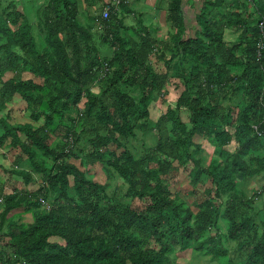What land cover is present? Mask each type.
Instances as JSON below:
<instances>
[{
  "label": "trees",
  "instance_id": "1",
  "mask_svg": "<svg viewBox=\"0 0 264 264\" xmlns=\"http://www.w3.org/2000/svg\"><path fill=\"white\" fill-rule=\"evenodd\" d=\"M183 3L167 0L164 25L114 6L83 24L79 0L43 1L36 23L0 7V147L30 188L0 181V264H172L187 249L264 264V182L245 185L264 175V0H194L192 29ZM170 83L174 107L151 118ZM16 94L28 117L1 113ZM180 169L190 194L209 179L204 199L172 191Z\"/></svg>",
  "mask_w": 264,
  "mask_h": 264
},
{
  "label": "rangeland",
  "instance_id": "2",
  "mask_svg": "<svg viewBox=\"0 0 264 264\" xmlns=\"http://www.w3.org/2000/svg\"><path fill=\"white\" fill-rule=\"evenodd\" d=\"M38 1V0H37ZM37 1L35 0H25L23 2V5L25 6V9L28 10V7L31 5H36L39 6V4H37ZM41 2H45V0H40ZM38 1V2H40ZM0 7L3 6V0H0ZM36 2V3H35ZM121 2V0H120ZM137 4L138 2L134 3L133 1L129 2L126 6V4L122 3V6L120 7L122 8H126L127 9H131V11L135 12L138 11L136 13V16L139 17V9L137 8ZM96 5V4H95ZM151 6V5H150ZM104 7V6H103ZM34 8V6H33ZM101 8V4H97L95 6V10H99ZM145 8V7H144ZM142 8V9H144ZM146 8H149V5H147ZM93 9V10H94ZM92 7H91V11ZM151 11L152 9H148V11ZM91 11H87L84 12L83 14H79L78 19L81 23L83 24H87L89 23V17L87 15L91 14ZM143 15H144V11H142ZM37 12L33 11L30 12L31 16H28L29 20L33 23L37 22V19L35 18ZM119 18H121V16H123L121 19L123 20L124 24H134L136 22V19L132 18L130 14H128V12H121L119 15ZM135 16V17H136ZM85 17V18H84ZM87 17V18H86ZM136 17V18H137ZM36 19V20H35ZM34 32L36 33V27L34 28ZM96 32V31H95ZM95 38V42L100 46V51L102 52V54H107L109 52V50L107 49V45L103 44L101 42L100 39H97V36L95 34L94 36ZM12 75L11 72H7L4 75V78L10 77ZM26 75H30V74H26ZM37 80V79H36ZM181 90V85L179 86H175L174 84L170 83L165 90V93L163 96H161L160 98H158V100L156 101V103H153L150 107V112H151V118L155 119L159 114L163 113L166 110L167 106H171L174 107L175 105V99L177 97V95L179 94V91ZM9 104H13V110L12 113L14 115V117L16 118H20V117H28L27 115H24V111H23V105L24 102L21 101V99L18 100H14V102H10ZM5 113V112H2ZM180 117L183 121H187L188 118V111L185 108H181L180 110ZM149 143H151V138L147 139ZM202 144L205 147V149L207 150V152H209L212 147L210 146V144L206 141V139H202ZM96 168H99L98 165H95ZM12 176L14 178H16L17 176L12 174ZM185 176V172L180 169L177 170L172 178V191L173 192H178L181 196H184L187 200V202H198L201 201L202 199H204V188L209 184V179H205L202 183H198L197 185H195L194 187H192V189H194V193L190 194L188 192L189 189H191V186L189 184H186L187 179L184 177ZM98 180H100L101 182H106L109 183L108 186V192L112 193L113 190L115 192H121L123 191V187L118 186V184L120 182H122L119 178L116 179H107L106 175L104 173H99L97 175ZM20 179V178H19ZM245 185L247 186V188L251 187H259L263 182H264V175H258V176H254L251 178H247ZM18 184L16 182L12 183V187L17 186ZM36 187H38V184L36 185ZM133 204L135 206L140 205V202L137 201V199L133 200ZM254 207L258 208L262 206V201L261 198H256L253 201ZM263 216H264V210H263ZM226 245L228 247L231 248V250H234V242H226ZM229 254H231L232 252H228ZM177 257L174 259L172 264H218V261L216 259H213L210 254H204V253H199V252H195L192 251L190 249H187L185 251H178L176 253Z\"/></svg>",
  "mask_w": 264,
  "mask_h": 264
},
{
  "label": "crops",
  "instance_id": "3",
  "mask_svg": "<svg viewBox=\"0 0 264 264\" xmlns=\"http://www.w3.org/2000/svg\"><path fill=\"white\" fill-rule=\"evenodd\" d=\"M9 1L10 2L11 1L15 2L16 5H17V9L25 10L27 16H31L30 12H33V11L37 12V8H39V6L42 3L40 0H38L40 2H38L36 0L37 4H39V6L33 5L34 6V8H33V6L30 5L28 7V9H29V12H28V10L25 9V6L23 5V2L25 0H3V2H2L3 6H6V4ZM79 1H80V4H79L80 5L79 6L80 14H83L84 12H86L87 9H88V11H91V7H92V10H93L97 4H101V8L99 10L98 9L97 10H95V9L93 10L94 12L99 13L101 11V9H103L102 7L104 6V4L109 2V0H79ZM122 1H123V3L126 4V6L131 1H133L134 3L138 2L137 8L140 10L139 11V14H140L139 16L143 17L145 23H147L148 21L154 20V22H157V23L159 22V24L164 25L165 16H166V10H165L166 7L165 6L167 4V0H122ZM182 1L184 2L183 3L184 4V6H183L184 7V13L187 16V18H186L187 19V26H188L189 29H192L194 27L192 22H193V20L195 18L194 15H193L194 14V9L192 8V4H193L194 0H182ZM197 1H199V0H195V2H197ZM147 5H149V8H146ZM116 8H117V12H119L118 15L121 12H128V14H130L132 18L137 20L138 17L136 16V13L138 11L133 12V11H131V9H127V7L125 9L124 8L121 9L120 7H116ZM142 8H144V9H142ZM148 9H152V10L148 11ZM142 11H144V15L142 14L143 13ZM185 14H184V16H185ZM87 16L90 18L91 14H89ZM36 17H37V14H36L35 18ZM122 17L123 16H121V18ZM157 23H156V25H158ZM100 27L102 28L101 24L98 26V29ZM163 28H164V26L161 27L160 29H158L157 34L159 36H161L163 33H165V30ZM186 32L188 33L189 30H187ZM24 73H25L24 77H30V75H26V74H30V73H26V72H24ZM18 99H21V101H23L22 98L19 95L16 94V95L13 96V98L11 99L10 102L12 103V102H14V100H18ZM9 103H8L7 109L4 110L3 112H5V113L9 112V115L12 118L15 119L16 117H14V115L12 113L13 104H9ZM25 106H26V104L24 102V105H23L24 115H26ZM5 113H2V114H5ZM20 118H22V117H20ZM17 152H18V150H17ZM15 153H16V150H11L10 148H8L6 146V144H4L3 146L0 147V181L2 183H4V191H6V193L12 192L14 188L19 189V190H23L24 187L28 188L27 186L24 185L23 179L20 176L16 175L17 177L14 178L12 176V174H11L12 173L11 172V168L13 167V163H14V160H15V157H16ZM22 165L25 166L24 163ZM13 182H16L18 185L12 187V183ZM36 185H37V183H36ZM34 188H36V186H34L33 189ZM28 189H30V188H28Z\"/></svg>",
  "mask_w": 264,
  "mask_h": 264
},
{
  "label": "built area",
  "instance_id": "4",
  "mask_svg": "<svg viewBox=\"0 0 264 264\" xmlns=\"http://www.w3.org/2000/svg\"><path fill=\"white\" fill-rule=\"evenodd\" d=\"M120 0H109V2H107L106 5H104L103 9H102V18L106 19L109 15L110 6H114L117 7V5L119 4Z\"/></svg>",
  "mask_w": 264,
  "mask_h": 264
}]
</instances>
